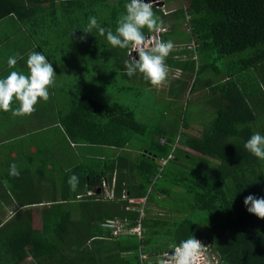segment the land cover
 <instances>
[{
	"label": "trees",
	"instance_id": "trees-1",
	"mask_svg": "<svg viewBox=\"0 0 264 264\" xmlns=\"http://www.w3.org/2000/svg\"><path fill=\"white\" fill-rule=\"evenodd\" d=\"M128 2L0 0L8 56L42 52L56 73L49 99H38L32 113L54 119L48 126L37 119V129L33 116L26 129L35 143L43 133L47 141L28 158L32 191L17 194L21 209L0 226V264H159L192 235L218 264H264V219L244 205L250 194L264 197V160L244 148L252 134L264 135V0H164L167 14L153 7L167 28L162 40L195 44L173 49L165 62L180 78L189 74L180 80L187 91L208 90L198 134L185 130L188 110L165 124L162 107L148 122L138 118L131 107L138 72L125 69L131 47L112 46L96 29L79 39L90 17L115 33ZM189 52L198 60L178 59ZM105 77L117 88L115 102L102 101L111 98ZM127 149L137 160L114 152ZM111 221L139 225L141 236H114L104 226Z\"/></svg>",
	"mask_w": 264,
	"mask_h": 264
},
{
	"label": "clouds",
	"instance_id": "clouds-1",
	"mask_svg": "<svg viewBox=\"0 0 264 264\" xmlns=\"http://www.w3.org/2000/svg\"><path fill=\"white\" fill-rule=\"evenodd\" d=\"M155 8V7H154ZM125 13L117 21L115 33L111 29L102 27L96 17H90L89 23L81 29V41L86 39L96 29L100 36L120 49H131L136 53H129L130 59L125 61L126 75L132 77L137 72L144 75L153 86L163 85L169 69L166 57L174 48L171 40L164 41L157 36H147L145 28L151 33H160L167 28L164 21L155 14L152 0H129L125 4ZM74 34V32L72 33ZM19 54L8 58L9 67H15ZM138 57V58H137ZM28 74L11 71L6 78H0V110L12 111L13 116L31 115L35 111L38 99H49V86H53L56 73L52 63L38 51L29 53L27 58ZM19 102V107L13 109V100ZM179 140V136L176 138ZM244 148L255 157L264 160V135L254 133L245 142ZM9 175L19 177L20 171L16 164L10 165ZM79 177L70 176L68 184L75 191L79 186ZM244 205L250 214L264 219V197L248 195ZM207 245L196 239L194 235L181 240L172 252L166 253L159 264H206Z\"/></svg>",
	"mask_w": 264,
	"mask_h": 264
},
{
	"label": "crops",
	"instance_id": "crops-1",
	"mask_svg": "<svg viewBox=\"0 0 264 264\" xmlns=\"http://www.w3.org/2000/svg\"><path fill=\"white\" fill-rule=\"evenodd\" d=\"M15 42H17V40L14 41V43ZM4 45L5 40H2L0 37V78H6L11 71L28 74L29 69L27 68V60H18L15 67H9L7 63L8 60L2 59V54L3 56L5 55L6 59L9 58ZM194 53H190L191 55L181 54L178 56V59L198 60L197 57L193 58ZM167 66L169 69L168 78L161 86L150 85V81L145 79L144 75L138 72L136 79L133 80L137 83L138 89L135 99L138 102H141L140 104H143L144 111H151L150 113L159 114L161 112L159 109L162 107V113L166 115L163 120L161 119L164 124L167 122L165 121L166 119L174 116L177 112L187 110L190 103L191 105H199V111L192 112L189 110V121L185 125V130L188 133L198 134L202 129L201 114L203 113V110L208 107L206 103L208 90L202 88L203 84L201 82V88L197 91L192 93L187 91L185 86H183V82L181 83L180 80L184 79L187 81L189 74H187L186 77L180 78L176 68H172L168 64ZM208 77L210 76H205V78ZM141 96L142 99L138 100ZM185 100L188 101L187 104H184ZM156 106H159V108H155ZM17 107H19V102L14 99L12 108L15 109ZM150 107H153V109H150ZM36 120L37 118L34 119V122L32 121L33 124L37 129L41 128V126L37 125ZM27 122L26 118L22 116H13L12 111L5 112L0 110V226L7 223V221L14 216L16 211L21 209L20 203H18L17 194L32 191V183L31 181L28 182L25 171L27 163L30 168L32 167L31 161L28 158L36 152L35 144L38 142L35 143V140L30 132L24 131L27 129ZM17 130L20 131V133H16L15 131ZM114 152L117 155H121L122 157L132 159L134 161L137 160L139 154L138 151H132L129 149ZM13 163L16 164L20 171L19 177H12L9 175L10 165ZM41 187H43L42 184Z\"/></svg>",
	"mask_w": 264,
	"mask_h": 264
},
{
	"label": "rangeland",
	"instance_id": "rangeland-1",
	"mask_svg": "<svg viewBox=\"0 0 264 264\" xmlns=\"http://www.w3.org/2000/svg\"><path fill=\"white\" fill-rule=\"evenodd\" d=\"M55 63L56 64H58V60L57 61H55ZM67 67H65V71L64 72H62V73H66L68 70H69V68L68 69H66ZM63 70H64V67L62 68ZM72 74H74L75 75V73H72ZM114 76H116V75H114ZM114 76H113V78H114ZM105 78H107V77H105ZM109 80H108V78H107V81H105V86L103 87V89H105V90H107V94H110L111 95V98H108V99H105V100H102V101H106V102H110V103H112V102H115V95H116V87L115 86H113V85H110L109 83ZM106 87V88H105ZM131 94L132 93H128L127 95H126V104H128V105H130L131 103H133V99H132V96H131ZM142 98L141 97H139L138 98V100H141ZM136 102V107H135V105L133 106V104H131V107L136 111V114H137V116H139L138 118L139 119H141L142 121H149V119L151 118V116L152 117H155V113H150L151 111H148V110H146V111H144V108H143V104H140L141 102H138L137 100H134V103ZM189 104V103H188ZM142 107H141V106ZM188 111L189 110H191L192 112L194 111V112H197V111H199L200 110V107H199V105H197V104H192L191 105V103H190V105H189V107H188V109H187ZM35 117V118H37V119H39L40 121H38V122H40V123H42V125H44V126H48L49 125V123L52 121V118L54 119V113H52L51 114V111L49 112V114L46 116V114H42V113H40V112H38V115H35V114H32L31 116H30V119H29V121L27 122V129L31 126V119H32V117ZM53 116V117H52ZM152 122V121H151ZM24 131H26V129L24 130ZM46 133H43V136L42 137H37V140H36V142H38V143H42L43 141L45 142V141H47V139H45V138H47L46 136H44ZM42 138V139H41ZM37 144V143H36ZM36 148V147H35ZM206 242V241H205ZM204 242V244L205 245H207V243H205ZM209 249L207 248V252H206V256H207V258H208V261L210 262V264H211V261H210V258H209V254H210V252L208 251ZM165 256V254H163V256H162V258ZM143 258L144 259H146L147 258V256H143ZM206 258V259H207ZM215 264H218V263H215Z\"/></svg>",
	"mask_w": 264,
	"mask_h": 264
},
{
	"label": "built area",
	"instance_id": "built-area-1",
	"mask_svg": "<svg viewBox=\"0 0 264 264\" xmlns=\"http://www.w3.org/2000/svg\"><path fill=\"white\" fill-rule=\"evenodd\" d=\"M152 2H153V7L157 8V7L161 6V8H163V10H165L164 12L166 14L168 13V10H166L164 8V6H163L164 0H152ZM165 32L166 31H163V32H160V33H149V34H146V35L147 36H157L158 38L162 39V35ZM173 49L174 50H177V51H181V50H184V49H186V50H194L195 49V44L192 43L191 45H187V46H183V45L182 46L181 45L180 46H177L176 45V46H174ZM130 52H132V54L134 56L136 55V53H134V51L132 49H130L129 53ZM196 57H197V55L195 53L194 56H193V58H196ZM160 163L161 164H165L166 162H165V160H161ZM102 187H103L104 193L107 196H109L111 194V192L109 191L107 184L106 183H103V186ZM89 194H92L93 195L94 193L93 192H90ZM123 197L125 198L126 195H124ZM130 202L132 204H137V205H138V203H140L139 201H134V200H131ZM141 204H144L145 205V201H142ZM129 209L130 210H135V209L137 210V208H132V207H129ZM141 212H142V216H143L144 215L143 208L141 209ZM104 226H106L107 228L112 229V234L114 236H118L120 234H137V235L141 236V227L139 225L128 229V228H126L124 226V224L121 223V221H115V222L111 221V222L106 223ZM206 258H207V256H206ZM209 258H210L211 264L217 263L214 258H211V257H209ZM206 264H210V262L208 261V258L206 259Z\"/></svg>",
	"mask_w": 264,
	"mask_h": 264
}]
</instances>
